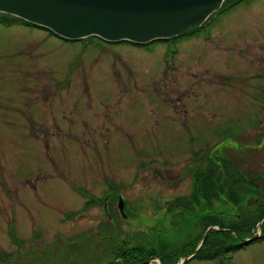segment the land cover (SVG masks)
<instances>
[{
	"label": "rangeland",
	"instance_id": "rangeland-1",
	"mask_svg": "<svg viewBox=\"0 0 264 264\" xmlns=\"http://www.w3.org/2000/svg\"><path fill=\"white\" fill-rule=\"evenodd\" d=\"M259 72L264 0L217 13L190 38L142 48L0 22V255L9 261L0 264H102L123 248L168 243L174 264H264V240L223 260H186L195 249L184 244L201 248L212 225L200 231L191 219L190 229L168 206L186 202L211 149L264 150ZM251 162L245 171L264 174V152ZM228 200L221 194L213 208L238 214Z\"/></svg>",
	"mask_w": 264,
	"mask_h": 264
},
{
	"label": "water",
	"instance_id": "water-1",
	"mask_svg": "<svg viewBox=\"0 0 264 264\" xmlns=\"http://www.w3.org/2000/svg\"><path fill=\"white\" fill-rule=\"evenodd\" d=\"M225 0H0V12L48 29L55 35L75 41L96 36L107 42L144 45L165 41L201 26L218 11ZM124 199L118 205L124 213ZM257 230L245 244L261 237ZM209 227L202 243L212 230ZM224 230V229H222ZM201 243V244H202ZM188 255L191 259L198 251ZM155 256L138 264H152Z\"/></svg>",
	"mask_w": 264,
	"mask_h": 264
},
{
	"label": "trees",
	"instance_id": "trees-1",
	"mask_svg": "<svg viewBox=\"0 0 264 264\" xmlns=\"http://www.w3.org/2000/svg\"><path fill=\"white\" fill-rule=\"evenodd\" d=\"M249 2L250 0H225L219 9L218 13L226 12L228 10H231V8H234L237 5H240L241 3ZM227 8V10H225ZM222 11V12H220ZM217 12V11H216ZM213 13L201 26L199 27H193L190 30H188L185 33L180 34L177 37H173L170 40H178V39H187L192 36H195L196 34H199L203 31V28L207 23L212 20L214 15ZM209 20V21H208ZM0 22L6 25H10L12 23H20L25 25H30L36 28L38 27L34 24L28 23L27 21H24L23 19L9 15L6 13L0 12ZM48 31L50 35H55L52 31L48 29H44ZM96 37V36H91ZM91 37H87L84 39H88ZM67 40V39H66ZM82 40V39H81ZM71 41V40H68ZM160 40H155L151 42L150 44L157 43ZM125 42V41H124ZM221 165H213L212 169L209 172H212V175L210 176L207 172L200 170V176L210 178L204 180V182L201 183L200 190L196 189V192L194 193L193 199L196 201V204L201 205V209L205 208V194H211L212 201H210V206L213 209V214H206L202 218V227L200 228V231L204 230L209 224H215L219 223L221 227H228L232 228L235 233H232L228 230H219V229H213L206 241L203 243L202 247L199 249L198 253L194 256L199 259H205V260H212V259H221L223 260L226 258L229 254H232L238 250H241L245 248L246 244L243 241V238H249L252 237L255 233L254 227H256L257 222L264 216V199L254 202L255 204H250L248 202V199L250 197H254L255 193H261V196L264 197V181L262 177H259L257 179L258 181L262 182H256L251 183V181L254 179V175L250 171H245L243 169H237V168H231V161L227 160L226 157H221L220 160ZM238 164V163H237ZM220 168V169H219ZM219 173V175H216ZM226 194L228 196V199L231 201L230 203L234 205V208L236 209V212H238L241 217L239 218L238 214H234L232 210H230V213L228 214L223 211H218L216 208H213V199L221 196V194ZM113 202H116L117 198L112 196ZM96 200H99L96 199ZM228 200V202H229ZM229 203V204H230ZM88 207L91 206L89 202H87ZM194 208H192L193 210ZM224 221L228 222L226 225ZM262 235L261 237L256 241H263L264 240V222L262 225ZM198 229V228H197ZM13 230V229H12ZM11 230V236L15 240V242L18 243V247L21 248L25 244L24 241L18 239L14 232ZM197 241H192L188 246L194 247L193 249H196V243ZM170 243L168 245L159 244V245H151L152 248L149 250L150 247H130L127 251L122 249L123 251L120 252L121 260L117 261L116 255L112 258H103L102 264H137L138 262L144 261L145 259L149 258L151 255L157 254L159 257L163 258V264H174L177 262L176 260L173 261V258L177 255L174 253L167 254L169 252H165V249H169ZM184 246L187 247L186 244ZM189 251V250H188ZM167 254V255H166ZM0 257L3 259L4 262H7L8 260L5 253L0 255ZM116 257V258H115ZM9 259V258H8ZM17 259H15V262ZM102 261V260H101ZM9 262V261H8ZM7 262V263H8ZM14 262V261H13ZM172 262V263H171ZM20 263V262H19ZM101 264V263H96Z\"/></svg>",
	"mask_w": 264,
	"mask_h": 264
},
{
	"label": "flooded vegetation",
	"instance_id": "flooded-vegetation-1",
	"mask_svg": "<svg viewBox=\"0 0 264 264\" xmlns=\"http://www.w3.org/2000/svg\"><path fill=\"white\" fill-rule=\"evenodd\" d=\"M250 2V1H249ZM225 10H227V8L225 9ZM219 11V10H218ZM218 11L216 12V14L218 13ZM220 12H222V11H220ZM215 14V15H216ZM220 14V13H219ZM214 15V16H215ZM213 19V18H212ZM210 21H211V19H209ZM208 20V21H209ZM210 21L207 23V25L208 24H210ZM207 25H205V27L207 26ZM204 27V28H205ZM201 33V32H200ZM58 38H60V39H62L63 41H66V42H68V40H66V39H64V38H61V37H59V36H57ZM81 40V39H80ZM82 40H84V38L82 39ZM76 41V40H75ZM73 42V41H72ZM166 42H175V40H170V41H167L166 40ZM109 43H112V42H109ZM112 44H114V43H112ZM149 44L150 43H147V44H144V45H136L137 47H140V48H142V47H145V46H149ZM256 75H257V79H258V81H259V83H258V85H257V87H256V90H255V93H256V99H257V101H258V104H259V106H258V108H257V110L258 111H260L261 112V118H259V120H258V122L259 123H262V122H264V113L262 112V111H264V73H256ZM260 125V124H259ZM258 127L259 126H256V133H257V136H258V139L256 140V141H258V142H260L261 141V139L264 137V130H262V131H259L258 130ZM219 152H224L225 154H226V159L227 160H229V161H231V165H232V169L233 168H237V169H243V167H242V163H252L251 162V158L252 157H254L255 156V154L256 155H259L260 154V152H264V150H256V149H249V150H247V151H245V152H241V151H239V150H236L235 148H233V147H224L223 149H222V151H215V150H213V149H211L208 153H207V155H206V160L205 161H203L204 163H202L201 162V171H205V172H207V170H208V173H209V175L211 176L212 175V172H209L211 169H212V167H213V165H215V166H217V165H219L220 164V160H221V156H219ZM235 152V153H234ZM255 153V154H254ZM229 154H233V155H235L236 156V159H235V161L234 160H232L231 159V156H229L228 157V155ZM249 155H250V157H249ZM196 158H198L199 156H200V154H196ZM233 158V157H232ZM238 163V164H237ZM258 164H260L261 165V161H259V162H257ZM263 163V162H262ZM264 164V163H263ZM200 168V167H199ZM220 169V168H219ZM244 170V169H243ZM253 171V170H252ZM253 175H254V179L251 181V183H256V182H262V181H258L257 179H259V177H262L263 178V181H264V174L262 173V172H260V171H258V170H255V171H253V173H252ZM216 175H219V173H217ZM172 176H174V178H173V180H175V179H177V180H179V179H183V177H179L177 174L176 175H172ZM193 177V179H192V181H191V184H192V191L190 192V194H188V195H182L186 200V202H184V200H180V198H181V196H178V197H176L175 199H173V201H171V202H169L168 203V206L170 207V208H173L174 210L173 211H175L176 213H178L179 214V217H178V223H182V224H184V225H187V226H189L190 227V229H192V228H194V227H192V226H190L189 224H188V220H191V219H194V222H195V224L198 222L199 224L198 225H200L201 223H202V218L204 217V216H206V214H213V209L211 208V206H210V201H212V198H211V194H205L206 196H205V208H203V209H201V205L200 204H196V201L193 199V197H194V193L196 192V189L198 190H200V186H201V183L202 182H204V180H206V179H209L210 180V178L209 177H207V175H205V177H202V176H200V174H196V175H193L192 176ZM114 197H116L117 199H118V197H119V199L122 197V196H120V195H117V194H115V195H113ZM118 196V197H117ZM123 198V197H122ZM124 199V198H123ZM254 200L255 199V201H259V199H258V197L256 198H252V197H250L249 199H248V201H251V200ZM261 200V199H260ZM124 201H125V199H124ZM228 202V201H227ZM229 203V202H228ZM169 208V209H170ZM192 208H194L193 210H192ZM173 211H170V212H173ZM224 212L225 213H228V214H232V213H230V210H224ZM122 213V212H121ZM124 213H125V203H124ZM124 213H122V214H124ZM177 214V215H178ZM238 216H239V218L241 217V215H239L238 214ZM197 219H198V221H197ZM264 222V221H263ZM214 225H217V226H220V224L219 223H215V224H212V226H214ZM179 228H181V229H185V228H182V227H177V230H180L181 231V229H179ZM220 228H221V230L222 229H224V230H228V231H231L232 233H235V231L232 229V228H228V227H221L220 226ZM212 231V230H211ZM210 233V232H209ZM261 235H262V229H261ZM250 238V237H249ZM243 239H246V238H243ZM257 241V240H256ZM256 241H254L253 243H255ZM191 242H188V243H186V245H187V247H189L188 246V244H190ZM250 244H252V243H250ZM250 244H246V246H244V247H247L248 245H250ZM197 249V248H196ZM195 249V250H196ZM194 250V251H195ZM194 251L193 252H191V254L192 253H194ZM197 253H198V251H197ZM196 253V254H197ZM195 254V255H196ZM194 255V256H195ZM192 257V258H197V257ZM197 259H199V258H197ZM201 260H203V259H201Z\"/></svg>",
	"mask_w": 264,
	"mask_h": 264
}]
</instances>
